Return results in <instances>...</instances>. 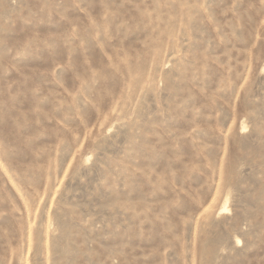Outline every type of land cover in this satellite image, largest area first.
<instances>
[{
    "label": "rangeland",
    "instance_id": "374dc122",
    "mask_svg": "<svg viewBox=\"0 0 264 264\" xmlns=\"http://www.w3.org/2000/svg\"><path fill=\"white\" fill-rule=\"evenodd\" d=\"M0 264H264V0H0Z\"/></svg>",
    "mask_w": 264,
    "mask_h": 264
}]
</instances>
